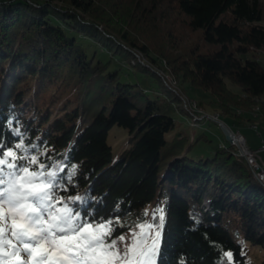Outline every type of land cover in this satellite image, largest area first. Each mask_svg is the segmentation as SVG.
Wrapping results in <instances>:
<instances>
[{
  "label": "trees",
  "instance_id": "obj_1",
  "mask_svg": "<svg viewBox=\"0 0 264 264\" xmlns=\"http://www.w3.org/2000/svg\"><path fill=\"white\" fill-rule=\"evenodd\" d=\"M184 28L197 31L189 43ZM262 54L264 0H0V159L16 165H0V192L35 174L34 184L58 185L56 211L70 209L89 237L108 225L101 252L82 264H125L133 237L150 226L151 251L128 264H247L236 235L264 251V184L232 143L194 158L198 142L213 141L206 131L166 133L176 112L197 119L180 83L209 92L226 114L252 112L264 96ZM114 58L155 86L121 79ZM115 124L129 133L116 160ZM18 247L3 234L0 264L26 261Z\"/></svg>",
  "mask_w": 264,
  "mask_h": 264
},
{
  "label": "rangeland",
  "instance_id": "obj_2",
  "mask_svg": "<svg viewBox=\"0 0 264 264\" xmlns=\"http://www.w3.org/2000/svg\"><path fill=\"white\" fill-rule=\"evenodd\" d=\"M177 13L173 14L172 16L175 17ZM183 32L185 34V40L183 42L189 43L191 42L194 37L197 35V31H189L188 29H183ZM105 54L109 56V54ZM138 54V53H137ZM261 58L264 60V55H261ZM144 59V57L140 58ZM111 68L117 69L119 72V76L123 80L127 81H138L141 82L145 87L151 88L155 86V83L151 80V77L148 73L142 72L135 67L130 66L128 63H124L123 61L116 59H113L112 61V66ZM159 70V69H158ZM169 80H171L170 77H168ZM229 85L234 89V90H239V86L231 83L230 81L228 82ZM180 87L184 90L185 93H183V96L185 97L184 104H186L187 99H204L205 102L204 104H199L198 103V110L195 111V109H191L190 105H185L188 107V109L192 112L193 116L197 119H194L192 116L181 113V112H176L175 119H176V126L174 127L173 130L169 131L166 133V137L168 139H171L174 134L178 131H183L185 133H189L193 137L196 136L197 133L201 131H206L208 135L213 139V141H206L202 139L200 142H198L193 150L190 152V156L194 158H199V157H207L211 156L213 154V149L216 145L218 144H228L230 143L229 138L227 133L225 132L223 125L221 122L225 123L226 125L230 126L233 130H240L247 138V143L250 147L252 148H261L262 144V137L260 135H264V107L262 106V101L264 100V96L262 97V101L257 103L255 105L253 111H242L240 108H235V111L242 114H226L221 111V109L217 106L215 102L212 101L211 96L209 95V92L206 90L194 86L191 83L185 82V83H180ZM152 91V90H151ZM256 111V112H254ZM199 112L203 113H219L220 114V119L216 120L211 118L212 115H202ZM252 116V118H250ZM193 122L196 123V126H193ZM263 122V125H262ZM192 123V125H191ZM252 124H258L260 127V134L256 128L252 126ZM128 137L129 133L128 130L120 126L118 124H115L112 126V128L109 131V136H108V141L110 144L113 146L114 150V160L119 158L120 153L122 152L123 148L127 147L128 144ZM235 145V144H233ZM254 146V147H253ZM262 153V152H261ZM260 153V154H261ZM261 155L264 156V153ZM262 161H264V157L261 158ZM12 225H13V214L12 212L9 211V205L4 203L0 206V238L3 236V234H6L8 236H12ZM149 232L143 234L137 233L135 237L132 239V253L130 256L125 258L124 263L128 264L130 262H133L138 253L143 249L144 254H148L151 251V248L149 247L150 242H153V235L156 233L155 228L153 226L149 227ZM85 234L87 236L90 235V232L92 231L91 226H85ZM155 231V233H153ZM157 234V233H156ZM77 240L78 238H82L80 234H77ZM237 239L240 242L246 243L248 249L246 250V254L248 256V263L247 264H261L262 260L264 259V251L257 246H254L250 244L249 242L245 241L243 236L241 235H236ZM14 238V237H13ZM15 239V238H14ZM16 240V239H15ZM76 241H69L73 243V247L71 248L70 251H67L65 254L69 257L70 260V255L71 253L77 252V250L74 248ZM149 241V242H148ZM88 242V241H87ZM148 242V243H147ZM147 243V244H146ZM146 244V245H145ZM81 245V244H80ZM125 243H121V248H123ZM18 249L22 250L23 252V245L18 242ZM145 246V247H144ZM54 245H44V249L46 250V255L47 259L43 262V264H50V262H54L56 258L59 256L61 257V264L62 261H66L63 259V255L60 251L57 249H53ZM102 245L100 242L94 246V250L96 254L101 252ZM91 250V249H90ZM24 253V252H23ZM154 251L152 252V254ZM115 254V251H114ZM28 256V255H26ZM34 257L33 256H28L26 261L27 264H33ZM70 264H75L73 260H70ZM18 261L17 259H12V256L7 258V262L5 264H23V262Z\"/></svg>",
  "mask_w": 264,
  "mask_h": 264
},
{
  "label": "snow or ice",
  "instance_id": "obj_3",
  "mask_svg": "<svg viewBox=\"0 0 264 264\" xmlns=\"http://www.w3.org/2000/svg\"><path fill=\"white\" fill-rule=\"evenodd\" d=\"M16 147L19 148L20 146L17 145ZM0 155H4L2 146H0ZM7 156L15 159L12 152H8ZM31 162L34 163L35 159ZM4 164H7L9 168H16V165L8 163L7 159H0V165ZM18 171L28 173V168L18 169ZM47 175L50 178L55 177V173H48ZM18 179L20 180L18 186L13 183L11 188L0 192V200L9 205V211L13 214V237L23 245V252L26 255L34 257L33 264H43L48 258L44 245H56L57 250L62 253L63 259H69L65 254L73 247V243L69 241H76L77 239L76 235L69 236V234L82 233L84 225L73 223L78 217L74 216L70 209L65 208L63 213L56 211L53 201L60 203V201L55 200L54 195V190L58 188V185L52 180H49L48 183L34 184L32 180L35 179V174ZM0 183L3 181L0 180ZM76 199H80V197H76ZM99 227L108 229L107 232L102 233V236L111 234L108 225H100ZM102 236H84L83 238L88 242L83 248L79 243L75 244L77 250L80 251V256H73L70 259L75 264H82L83 260L89 258L86 254L100 242ZM115 244L116 242L113 240L108 247L114 248ZM227 255L229 258L231 257L230 253ZM23 264H27V261H24ZM50 264H61V257L58 256Z\"/></svg>",
  "mask_w": 264,
  "mask_h": 264
},
{
  "label": "built area",
  "instance_id": "obj_4",
  "mask_svg": "<svg viewBox=\"0 0 264 264\" xmlns=\"http://www.w3.org/2000/svg\"><path fill=\"white\" fill-rule=\"evenodd\" d=\"M192 106L195 107V111H197V102L191 103ZM202 115H212L215 116L218 120L220 119L219 113H203L199 112ZM221 124L223 126H227L231 129L233 136L235 137V148L236 149H244V152L247 153L252 158V164L256 167L257 175H261L264 178V164L260 159V153H264V135H260L262 137L261 148H250L247 144L246 136L240 130H233L230 126L226 125L224 122ZM254 128H256L260 134V127L258 124H252ZM264 128V126H263Z\"/></svg>",
  "mask_w": 264,
  "mask_h": 264
},
{
  "label": "bare ground",
  "instance_id": "obj_5",
  "mask_svg": "<svg viewBox=\"0 0 264 264\" xmlns=\"http://www.w3.org/2000/svg\"><path fill=\"white\" fill-rule=\"evenodd\" d=\"M195 101L196 100H194V99H187L186 100V104L190 105L191 109H195V107L192 106V104H191V103H195ZM198 108L199 107H198V104H197V110H198ZM211 118L218 120L215 116H212ZM229 141H230V143L235 144V137L233 136V134L229 138ZM250 148H252V147H250ZM237 153H238L239 156L243 157L244 160L248 163L250 169L252 170V172L254 173L256 178L258 180H260L264 184V178L261 175H257V173H256V167L252 164V158L247 153L244 152V149H237Z\"/></svg>",
  "mask_w": 264,
  "mask_h": 264
},
{
  "label": "water",
  "instance_id": "obj_6",
  "mask_svg": "<svg viewBox=\"0 0 264 264\" xmlns=\"http://www.w3.org/2000/svg\"><path fill=\"white\" fill-rule=\"evenodd\" d=\"M223 128H224L225 132L227 133L228 138H230L231 135H232L231 129L229 127H227V126H223Z\"/></svg>",
  "mask_w": 264,
  "mask_h": 264
},
{
  "label": "crops",
  "instance_id": "obj_7",
  "mask_svg": "<svg viewBox=\"0 0 264 264\" xmlns=\"http://www.w3.org/2000/svg\"><path fill=\"white\" fill-rule=\"evenodd\" d=\"M253 147H254V146H253ZM261 154H262V153H261ZM261 154H260V159H261L262 157H264V156H263V155H261ZM261 161H262V159H261ZM262 162H263V164H264V161H262Z\"/></svg>",
  "mask_w": 264,
  "mask_h": 264
}]
</instances>
